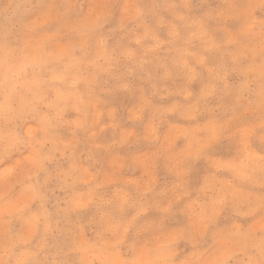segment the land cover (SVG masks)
<instances>
[{"label":"rangeland","instance_id":"374dc122","mask_svg":"<svg viewBox=\"0 0 264 264\" xmlns=\"http://www.w3.org/2000/svg\"><path fill=\"white\" fill-rule=\"evenodd\" d=\"M0 264H264V0H0Z\"/></svg>","mask_w":264,"mask_h":264}]
</instances>
